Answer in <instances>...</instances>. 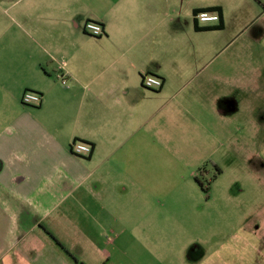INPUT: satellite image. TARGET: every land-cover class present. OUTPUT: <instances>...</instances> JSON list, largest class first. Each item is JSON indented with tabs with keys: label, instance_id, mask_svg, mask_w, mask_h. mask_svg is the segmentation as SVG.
Instances as JSON below:
<instances>
[{
	"label": "crops",
	"instance_id": "obj_1",
	"mask_svg": "<svg viewBox=\"0 0 264 264\" xmlns=\"http://www.w3.org/2000/svg\"><path fill=\"white\" fill-rule=\"evenodd\" d=\"M212 7L223 9L220 22L198 23L194 12ZM251 8L261 11L243 22ZM89 20L102 36L84 31ZM246 30L264 50L263 0H0V264H175L147 219L148 158L183 150L174 134L205 150L213 117L229 120ZM144 74L162 89L145 88ZM26 91L42 102L24 105ZM75 141L91 155H74ZM118 221L141 238L142 261L132 248L114 261L103 246ZM185 264H264V228L243 227Z\"/></svg>",
	"mask_w": 264,
	"mask_h": 264
},
{
	"label": "rangeland",
	"instance_id": "obj_2",
	"mask_svg": "<svg viewBox=\"0 0 264 264\" xmlns=\"http://www.w3.org/2000/svg\"><path fill=\"white\" fill-rule=\"evenodd\" d=\"M261 10L247 9L240 19L250 22ZM253 32L246 30L239 36L236 49L243 59L244 86L229 85V120L221 124L213 117L207 128L214 136L211 142L207 140L206 149L198 140L174 134L175 144L185 146L183 150L170 147L148 158L147 219L164 232L163 238L155 239L170 248L164 254L168 262L193 263L216 251L243 227L259 233L264 228V172L262 161H256L264 149V50L253 44ZM115 193L122 198L123 187ZM132 224L134 229L143 225L140 219ZM115 230L100 238L113 252V260L123 261L119 249L132 248L130 256L142 261L137 254L141 238L124 234L120 221ZM109 239L115 245H108Z\"/></svg>",
	"mask_w": 264,
	"mask_h": 264
},
{
	"label": "built area",
	"instance_id": "obj_3",
	"mask_svg": "<svg viewBox=\"0 0 264 264\" xmlns=\"http://www.w3.org/2000/svg\"><path fill=\"white\" fill-rule=\"evenodd\" d=\"M198 23H218L221 20V16L218 12L202 11L196 15ZM84 31L92 37H100L104 33V29L101 24L94 21H87L84 25ZM60 80L63 85H67L68 76L60 74ZM142 84L149 90H160L164 85V80L158 76L152 74H144L142 78ZM42 102V95L33 91H26L22 96V103L26 106L39 105ZM72 153L79 157L89 156L93 151V147L82 141H75L72 145Z\"/></svg>",
	"mask_w": 264,
	"mask_h": 264
},
{
	"label": "trees",
	"instance_id": "obj_4",
	"mask_svg": "<svg viewBox=\"0 0 264 264\" xmlns=\"http://www.w3.org/2000/svg\"><path fill=\"white\" fill-rule=\"evenodd\" d=\"M202 11L218 12L220 14L221 18L223 17V9L221 7H212V8H207V9L196 10L194 12V14L197 15L198 13H200ZM223 27H224V24L221 21V23L217 27V29H222ZM196 28L198 29L197 25H196ZM200 173H203V170H201ZM198 181H199V178H198Z\"/></svg>",
	"mask_w": 264,
	"mask_h": 264
},
{
	"label": "flooded vegetation",
	"instance_id": "obj_5",
	"mask_svg": "<svg viewBox=\"0 0 264 264\" xmlns=\"http://www.w3.org/2000/svg\"><path fill=\"white\" fill-rule=\"evenodd\" d=\"M260 160L262 161V165L264 166V156L263 153L261 152V154L259 153L258 157H256V161L259 163ZM218 168V167H217ZM221 169H219L220 171Z\"/></svg>",
	"mask_w": 264,
	"mask_h": 264
}]
</instances>
